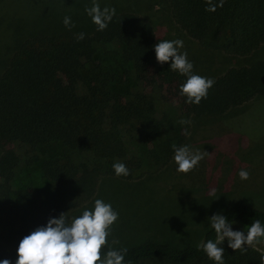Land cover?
<instances>
[{
  "label": "trees",
  "instance_id": "obj_1",
  "mask_svg": "<svg viewBox=\"0 0 264 264\" xmlns=\"http://www.w3.org/2000/svg\"><path fill=\"white\" fill-rule=\"evenodd\" d=\"M72 1L0 0V261L15 264L19 242L50 218L65 213L70 223L74 209L97 197L103 178L131 179L145 167L166 166L172 145H183L181 132L192 114L222 116L250 101L264 103V0H225L215 12L205 10L207 0H156V9L151 1L145 10H116L104 31L87 13L69 10ZM66 16L74 26H65ZM173 31L183 35L180 52L189 61L201 48L234 62L212 78L206 98L190 104L191 113L177 116L159 90L149 94L142 87L148 67L163 66L155 57L157 38ZM179 77L185 83L187 77ZM224 121L227 127L230 119ZM218 154H205L209 166ZM116 162L130 174L117 176ZM216 172L208 167L205 178L171 190L185 195L184 189L201 187L209 193ZM218 214L244 233L254 220L264 225V208L244 202ZM210 239L216 233L209 222L199 242L155 236L125 247L106 245L103 253L127 248L124 264H216L198 248ZM258 246L264 251V244ZM220 247L224 264H260L264 255L248 245L233 250L227 239Z\"/></svg>",
  "mask_w": 264,
  "mask_h": 264
},
{
  "label": "rangeland",
  "instance_id": "obj_2",
  "mask_svg": "<svg viewBox=\"0 0 264 264\" xmlns=\"http://www.w3.org/2000/svg\"><path fill=\"white\" fill-rule=\"evenodd\" d=\"M76 1L68 2L69 10L87 13L85 9L92 6V0ZM151 1L153 9L158 8L156 0H97L104 7H114L116 10L132 5L145 10ZM152 13L154 11L149 10L147 14ZM182 36L176 31L166 33L157 38L156 44L160 40H176ZM260 54L264 55V48ZM190 62L194 65V74L208 78H215L234 65L218 50L206 51L201 48ZM170 65L171 61L160 67L151 64L143 76L142 87L149 94L159 90L163 105L168 110H175L176 116L179 112L189 114L191 106L186 103L187 97L180 93V86L184 82L179 72L171 70ZM226 117L230 119L227 127L224 121ZM188 123L187 129L179 130L185 137L182 146L187 145L193 151L198 149L213 153V156L215 152L219 153L213 158L214 167L209 166L204 156L192 171L180 173L173 156L163 168L155 170L154 167H145L134 173L131 179L105 177L100 182L97 197L74 209L71 220L82 215L84 210H94L96 199L110 203L119 217L110 229L107 245L125 247L155 236L174 243L199 242L210 217L232 203L244 202L264 208V103L250 101L222 116L192 114ZM208 167L214 173L216 168L219 170L214 178L208 180L212 186L209 193L204 194L201 187L186 188L185 195L171 190L173 186L186 181L205 178ZM241 170L250 173L249 179H240ZM237 223L232 224V229L243 231ZM114 239L119 243L113 244ZM255 248L264 252L259 246Z\"/></svg>",
  "mask_w": 264,
  "mask_h": 264
},
{
  "label": "clouds",
  "instance_id": "obj_3",
  "mask_svg": "<svg viewBox=\"0 0 264 264\" xmlns=\"http://www.w3.org/2000/svg\"><path fill=\"white\" fill-rule=\"evenodd\" d=\"M225 0H219V5L213 0H207L206 11L215 12L217 6L223 7ZM92 22L97 25L98 31H104L108 23L116 15L114 7L101 9L97 0H92V6L85 9ZM63 23L66 27L74 26L70 17H65ZM84 39V33L78 35ZM183 41L160 40L154 45L156 59L160 64L171 61V70L178 71L187 77L185 83L180 86L181 95L187 97L186 103L199 104L208 95V90L215 84L214 79L203 77L193 72V63L188 60L187 52L181 53ZM181 123H185L182 121ZM174 150V161L178 165L177 171L189 173L201 160L205 152L193 151L189 146L177 147L172 145ZM117 176H127L129 169L124 163L113 164ZM241 180H247L250 173L246 170L239 172ZM119 214L113 210L110 203L101 199L94 202V210H84L82 215L73 217L69 223L65 213L59 218H50L46 226L37 227L30 234L23 237L17 249L15 264H124L127 248L116 250L109 248L106 255L104 247L108 244V236L113 224L118 220ZM232 223L223 214H216L210 217L211 227L215 230L216 239L201 242L198 248H202L210 260L216 264H224L225 250L220 245L225 238L228 246L233 250L245 251V244L255 248L264 244V225L259 220L247 227V235L243 231H234ZM118 244V240H113ZM0 264H12L9 259H3ZM128 264H132L131 261ZM260 264H264V255L261 256Z\"/></svg>",
  "mask_w": 264,
  "mask_h": 264
}]
</instances>
